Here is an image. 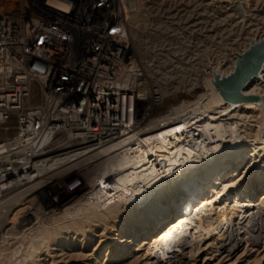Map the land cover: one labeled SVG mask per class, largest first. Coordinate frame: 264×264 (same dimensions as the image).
Listing matches in <instances>:
<instances>
[{"label": "rangeland", "instance_id": "obj_1", "mask_svg": "<svg viewBox=\"0 0 264 264\" xmlns=\"http://www.w3.org/2000/svg\"><path fill=\"white\" fill-rule=\"evenodd\" d=\"M127 28L133 55L144 65L149 82L156 83L163 93L161 104L149 111L141 109V121L146 123L174 116L183 119L196 113L206 116L208 110L214 112L218 107L212 89L214 75L230 74L237 55L264 37V0H152L128 15ZM246 89L261 97L262 101L257 103L259 107L233 109L232 118L223 116L215 122L223 124L218 131L205 125L204 120L202 127L207 130L201 128L200 138L207 141L198 158L202 161L214 157L230 158L228 161L232 162L233 152L241 147L246 148L242 153L244 157L239 159L236 170L232 169L229 176L219 179L213 184L214 188L208 187L207 194L196 200L191 217L198 215L197 222L189 220L191 226L167 244H160L163 247L159 246L154 256L142 257L141 254L165 227L150 233L145 244L140 238L125 251L116 230L122 222L133 223L131 217L119 213V218L102 219L105 221H96L99 226L95 224V214L102 210L104 199L92 197L90 186L101 176V161L109 156L85 158L87 154H83L69 164L47 170L31 182L1 191L0 264H264V66ZM224 107L222 105L218 110ZM15 126L14 118L6 126H0V143L14 134ZM210 146L214 148L212 151ZM256 150H260L259 153ZM57 152L52 148L41 156ZM20 158H23L22 153L10 157L11 160ZM185 160L182 158L180 162L183 164ZM20 165L17 162L14 167ZM184 170L182 173L188 171ZM117 171L113 170V173ZM167 183V187L170 186L169 181ZM229 183L239 192L254 188L255 194L246 193L247 196L243 193L241 198H228L224 196V185ZM34 185L37 189H29L32 193L25 199L29 193L26 190ZM125 185L129 190L126 195L139 198L140 195L133 191L136 188L133 181L125 180ZM165 191L166 187H160L147 193L148 196L141 195L144 196L142 205L156 201ZM26 200L32 204L28 212L37 214L29 223L24 222L27 216H17L21 206L27 204ZM252 201L262 206L252 209L247 206ZM256 210H259L257 220L263 223V228L257 232L260 235L258 241L252 244L248 237L257 236L253 230L258 225L251 222V213ZM210 213L212 216L208 219L206 215ZM248 214H251L249 218ZM241 216H246L247 221ZM202 218L208 221L201 222ZM228 221L232 222L228 225ZM195 224H198L197 228ZM234 224H237V230L232 233L228 227ZM228 236L236 237L231 244L226 241ZM238 241L241 245L230 253L228 249ZM225 243L227 247L220 248ZM168 245L172 248H166ZM137 247L143 249L135 250ZM165 248L178 252L164 260L160 253Z\"/></svg>", "mask_w": 264, "mask_h": 264}, {"label": "built area", "instance_id": "obj_2", "mask_svg": "<svg viewBox=\"0 0 264 264\" xmlns=\"http://www.w3.org/2000/svg\"><path fill=\"white\" fill-rule=\"evenodd\" d=\"M151 1L0 0V126L16 120L1 144L22 143L11 156L106 137L162 103L128 38V15Z\"/></svg>", "mask_w": 264, "mask_h": 264}, {"label": "bare ground", "instance_id": "obj_3", "mask_svg": "<svg viewBox=\"0 0 264 264\" xmlns=\"http://www.w3.org/2000/svg\"><path fill=\"white\" fill-rule=\"evenodd\" d=\"M261 70L253 78L257 77L260 74ZM250 82H248L247 85ZM156 87H158V85H156ZM212 89L215 101L217 102V106L221 107L222 105H224V109L218 110V107H216L217 109L214 112H209L208 110L206 116L203 113H196L183 119H180L181 116L168 118L164 117L162 120L152 122L148 121L146 123L144 121H141L142 119L139 116L137 120L134 118L132 122L128 121L123 129L112 131V133L107 134L106 137L103 136L98 139L91 136L89 138L86 137L79 143L62 145L57 154L53 155L45 154L46 156H41L42 153L39 150V147L42 140H40L31 148L32 150L30 149V152L27 154V156L23 157L20 160L21 165L19 167H14L15 162L10 159V156L14 149L18 148V146H21L22 143H17V141H13L12 143L2 142V144L0 143V193L1 191L6 190L10 187L24 185L27 182H31L43 176V174L47 170H53L61 165L69 164L72 160L78 159L83 154H87V156L84 155L85 158H90V156L91 158H93L94 156L104 157L108 155L109 157L107 159L103 158L105 160L101 161V176L99 178H95L96 180L92 182V186H90L91 189L89 191L92 197H100L101 199H104L101 206L103 208H101L102 210L100 209L103 213H101L100 211V213L95 214V217H97L95 218V224H97L96 221L101 222L102 219L119 218V215L121 213L126 214L127 217H131L133 223L131 222V224H125L122 222L121 227L116 230L118 232V235H120L119 242L123 244L125 251L129 249L132 243L139 240L140 238H142V243L145 244V239L150 235V233H153L156 229L165 227L163 230L159 231L157 236L153 237V240L149 244V246H147L146 251L141 254L142 257L154 256V252L158 251L157 249H159L160 244H162L163 242V244H167L171 239L173 240L174 237L191 226L189 225L191 222H188L189 220H192V222H197L198 215L194 218L191 217V215L193 214L192 209L196 200L207 194L208 187L211 186L212 188H214V185L218 183L219 179L229 176V173L232 169L233 171L236 170V168L240 164L239 159L244 157L242 156V153L246 148L241 147L233 152L235 154L232 153L233 155L231 157H234L232 162L228 161L230 158L219 159L217 157H214L213 159L207 161H205L206 159H204V161L199 159V155H201V153L203 154L204 152V150L203 152L201 151V148L207 141L200 138L203 132L201 128H204L202 127V122L204 120L206 122L205 125H209L211 128L215 127L218 131L219 129L221 130L223 124L215 122L220 120L221 117L230 115L225 119L232 118L231 111L239 107H243L249 110L257 109L259 107V104L257 103H260L262 101L261 99L260 102H230L226 101L221 96L213 83ZM244 93L253 94L247 92L246 88L244 89ZM230 127L232 128V126ZM204 130L207 129L204 128ZM209 143L211 142L209 141ZM14 146L16 147L14 148ZM209 148L211 151L214 149L212 146H210ZM252 149L254 148H250V150ZM259 151L256 150V153H259ZM213 156L214 154L211 157ZM182 158H186V162H184L183 164L182 162H180ZM201 159L203 158L201 157ZM181 165H184V168L179 169ZM116 169H118V171L113 173V170ZM184 169H188V171H185ZM182 170H184L185 172L182 173ZM125 180L131 181V183L133 181L136 184V186H134L136 188H134L135 190L133 189V191L136 193V195H140L139 198L133 199L130 198V195H126L127 191H129L126 185H128L129 183L126 182L127 184L125 185ZM166 181H169L170 186L167 187L168 183L166 184ZM36 186L34 185L28 188L26 192L29 191V193L27 192V195H25L24 198L29 197V195L32 193V191H30L29 189H34ZM160 187H166L164 195L161 194L156 201L150 203L149 205H142V203L144 202L142 198L144 196L142 197L141 195H147V193H149L150 191L153 193L155 189L158 190ZM35 189H37V187ZM224 189H226V194L224 196L228 198L230 196H238L241 198L243 197V193H249L250 195L255 194L254 188H249L239 192L238 190H236V186H232L231 183L225 184ZM24 193L25 192H23V194ZM20 200H22V198ZM25 203H27V200ZM257 205L260 207L262 206L259 202L255 204V202L253 201L247 204V206L251 207L252 209L257 207ZM31 206L32 204L30 205V203H27L25 204V206H21L22 208H20V210L18 211L17 216H21L22 218L27 216L24 222L29 223L31 219L37 216V214L32 215L31 212H28L29 207ZM95 211L97 212L98 210ZM258 211L259 210H256V212L251 213V222L253 221L254 224L258 225L253 230L255 233L259 232L263 228V223H260V221L257 220ZM206 216H208L207 218L209 219L212 214L210 213ZM250 216L248 214L247 218H249ZM245 217L246 216H243L242 219H244ZM204 219L202 218L201 222L205 223L208 221V219L207 221H205ZM255 219L256 222L254 221ZM230 222L228 223V225L230 224ZM99 224L102 225L101 223ZM239 226L240 225H238V227ZM195 227L197 228L198 224H195ZM228 228V230L233 233L235 229L237 230V224L230 225ZM259 236V233H257V236L251 235L250 237H248V241L252 242L253 244L258 241ZM10 237L11 236H9V238ZM235 238L236 237L234 236H228L226 241H230L229 243L231 244V241L235 240ZM240 245L241 241H238L236 245L228 250L230 251V253H233L238 249L237 247ZM139 246L141 245L139 244ZM160 247H163V245ZM169 247V245L166 246V248ZM226 247L227 243L220 246V248L222 249H225ZM166 248L160 253V255L162 254V257H160L161 259L163 258L164 260H168L173 254L178 252V250L174 252L173 249L167 250ZM170 248H172V245ZM142 249L143 248L137 247L135 250L140 251Z\"/></svg>", "mask_w": 264, "mask_h": 264}, {"label": "water", "instance_id": "obj_4", "mask_svg": "<svg viewBox=\"0 0 264 264\" xmlns=\"http://www.w3.org/2000/svg\"><path fill=\"white\" fill-rule=\"evenodd\" d=\"M264 64V38L255 41L237 56L234 70L227 76L215 74L212 83L221 96L230 102H260L257 94H245L247 83L256 76Z\"/></svg>", "mask_w": 264, "mask_h": 264}]
</instances>
